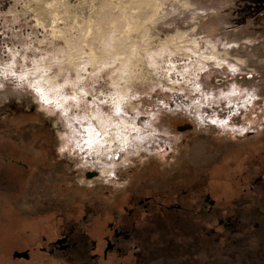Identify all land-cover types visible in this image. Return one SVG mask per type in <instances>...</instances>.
<instances>
[{
	"label": "rangeland",
	"instance_id": "374dc122",
	"mask_svg": "<svg viewBox=\"0 0 264 264\" xmlns=\"http://www.w3.org/2000/svg\"><path fill=\"white\" fill-rule=\"evenodd\" d=\"M0 264H264V0H0Z\"/></svg>",
	"mask_w": 264,
	"mask_h": 264
},
{
	"label": "flooded vegetation",
	"instance_id": "af4514ba",
	"mask_svg": "<svg viewBox=\"0 0 264 264\" xmlns=\"http://www.w3.org/2000/svg\"><path fill=\"white\" fill-rule=\"evenodd\" d=\"M47 146H46V149H47ZM24 148L26 150L30 149L29 145L27 146V145H21L20 144V145L17 146V149H19V150H23ZM43 150H45V147H43ZM96 175H97L96 172H92V177L91 178H94ZM261 181H262V177H258L256 179V183H259ZM205 188L206 187H204V189L202 188L203 190L201 189V193L203 191L206 194L205 195V199H204L206 204L203 206L202 211L206 208V212H207V214H209L210 213L209 210L211 209V206H212L211 203L212 202L210 201V196H209V194L207 192V189H205ZM130 204H131V207L126 212L127 213V217H129V218L134 217L135 213H139V214H141L143 216H146V215H149L150 213L154 212V210H156V209H158V210H160V211H162L164 213L171 212V211H181L183 209V207H181L180 205H175V206H169L168 207L165 203L164 204L163 203L162 204L156 203L158 207H155L151 203V198L150 197H145V198H143L141 200H137V201H134V202L132 200V203H130ZM202 211H200L199 213H201ZM133 219L134 220L132 221V223H134L135 221L138 222L137 218H133ZM228 221L229 220H227V223H225V224L223 223V221H221V224H219V225H223V226H225L227 228H231L233 225H232V223L230 221L229 222ZM122 226L123 225L120 224L118 227L117 226L116 227L113 226L114 228L110 227L112 229V238H111V240H109L108 238H105L106 241L109 240V242L111 243L112 248L110 249V251L111 252L116 251L117 255L118 254L119 255L122 254L121 244L124 243V242H128V243L133 244L134 248L138 247V246L135 245L136 244L135 242H137V239H133V238L131 239L128 234L124 233L123 231H120L121 230L120 228H122ZM65 237L67 238L65 246H67V249L69 250L70 248L73 247V244H71L69 242V237L68 236H65ZM53 247L56 248L54 245H53ZM124 255H127V254H124Z\"/></svg>",
	"mask_w": 264,
	"mask_h": 264
},
{
	"label": "bare ground",
	"instance_id": "6f19581e",
	"mask_svg": "<svg viewBox=\"0 0 264 264\" xmlns=\"http://www.w3.org/2000/svg\"><path fill=\"white\" fill-rule=\"evenodd\" d=\"M40 86L37 87V90L41 96L40 98L42 102L47 105L56 104L58 107H61V109H65V101L67 100L65 97H61V95L57 94L56 91H48ZM116 99L117 101L115 103V106L120 109V106L122 104V97L119 96ZM85 131L87 133V139L84 140L81 149L85 148L86 151H88L89 153H94L95 155H102V148L104 146L107 147L108 144L110 145L111 150L113 148L112 145L115 142L118 145L120 144L124 147L128 143H130L128 134L125 133V131H123V129L120 128V126L118 127L116 124L108 131H105L101 126L95 125H91L90 128L88 127L87 129H85ZM132 133L136 134L137 130L132 131Z\"/></svg>",
	"mask_w": 264,
	"mask_h": 264
},
{
	"label": "water",
	"instance_id": "95a60500",
	"mask_svg": "<svg viewBox=\"0 0 264 264\" xmlns=\"http://www.w3.org/2000/svg\"><path fill=\"white\" fill-rule=\"evenodd\" d=\"M219 224H221V221L219 222ZM66 241H67V238H63L62 240L57 241L55 245L59 248V250H62V251L63 250H66L67 249V246H65ZM111 248H112L111 243L109 241H107L106 251L110 250ZM13 258L27 260L29 258V256H28V253L27 252H23V253L15 252L13 254Z\"/></svg>",
	"mask_w": 264,
	"mask_h": 264
}]
</instances>
